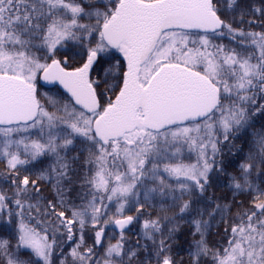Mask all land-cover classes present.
I'll return each mask as SVG.
<instances>
[{"label":"snow or ice","instance_id":"obj_1","mask_svg":"<svg viewBox=\"0 0 264 264\" xmlns=\"http://www.w3.org/2000/svg\"><path fill=\"white\" fill-rule=\"evenodd\" d=\"M0 264H264V0H0Z\"/></svg>","mask_w":264,"mask_h":264},{"label":"trees","instance_id":"obj_2","mask_svg":"<svg viewBox=\"0 0 264 264\" xmlns=\"http://www.w3.org/2000/svg\"><path fill=\"white\" fill-rule=\"evenodd\" d=\"M133 239H135V237H133ZM180 255L187 259V254L185 252H181Z\"/></svg>","mask_w":264,"mask_h":264}]
</instances>
